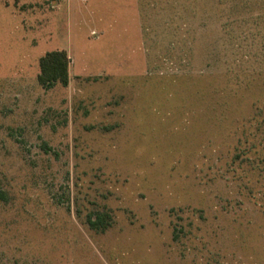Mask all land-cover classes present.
Returning <instances> with one entry per match:
<instances>
[{"label": "rangeland", "instance_id": "obj_1", "mask_svg": "<svg viewBox=\"0 0 264 264\" xmlns=\"http://www.w3.org/2000/svg\"><path fill=\"white\" fill-rule=\"evenodd\" d=\"M0 264H264V0H0Z\"/></svg>", "mask_w": 264, "mask_h": 264}, {"label": "trees", "instance_id": "obj_2", "mask_svg": "<svg viewBox=\"0 0 264 264\" xmlns=\"http://www.w3.org/2000/svg\"><path fill=\"white\" fill-rule=\"evenodd\" d=\"M37 82L44 89H50L55 83L66 86L69 81V60L64 50H52L39 58ZM104 217L100 213L88 215L86 222L92 229L104 230Z\"/></svg>", "mask_w": 264, "mask_h": 264}]
</instances>
